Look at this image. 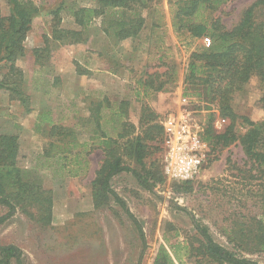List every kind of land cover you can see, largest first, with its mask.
Wrapping results in <instances>:
<instances>
[{
  "label": "trees",
  "instance_id": "16d2710c",
  "mask_svg": "<svg viewBox=\"0 0 264 264\" xmlns=\"http://www.w3.org/2000/svg\"><path fill=\"white\" fill-rule=\"evenodd\" d=\"M93 1L94 7L72 10L79 30L63 28L61 12L64 4L56 10L45 12L33 0H7L10 8L8 16H4L0 8V66L5 65L8 70L0 81V90L6 91L28 113L31 112V97L26 93L25 75L17 67V62L26 56L25 42L36 18L51 16L52 37L62 45L85 43L91 23L100 18L103 26L105 21L107 23L105 33L118 45L127 39L138 38L153 13L160 16V11L152 5L159 4L161 0ZM227 1L177 0L171 5L172 27L176 34L185 35L190 41L203 40L208 44L193 51L189 57L183 79L184 94H194L206 103L215 105L219 120L228 121L222 131H217L213 125L214 115H209L203 140L214 155V161L224 150L240 145L246 156V166L250 168L245 173L250 176L255 171L264 178V120L254 122L240 116L233 105L235 95L243 91L253 77H257L264 87V23L255 18L264 0H258L247 8L240 21L231 28L221 18L207 15L208 12L217 11ZM145 12L148 13L147 17ZM162 20L163 14L152 26L163 27ZM51 52L48 41L45 48L34 51L36 63L44 66V60L49 58ZM144 76L139 81L144 98L165 92L169 83L177 81L176 71L169 69L148 72ZM140 95L141 91L138 92ZM260 103L264 111V97ZM126 105V102L117 104L107 98L92 102L89 118L82 119L78 128L57 125L49 114H40L43 135L48 140L44 157L48 158L49 164H52L50 160L55 159L59 177L80 178L88 174L92 153L97 149L102 150L104 159L92 182L94 204L101 209L109 207L113 200L131 218L144 239L141 224L126 202L113 190L111 181L121 173H129L142 188L153 192L160 181L159 172L148 168L147 163L152 150L162 146L163 127L157 114L144 112L137 128L129 120ZM22 153L18 136L0 134V207L7 210L0 217V226L17 212L32 219L38 215L43 224L49 225L53 219L52 192L46 189L43 176L37 169L24 166ZM259 191L261 193L256 195H259L262 216L252 218L249 224L236 225L228 234V242L238 252L217 243L209 229L191 216L200 236L199 244H170V251L162 245L154 264H183L179 256L181 250L194 264H259L246 257L264 251V189ZM14 262L24 264L23 251L12 244L0 245V264Z\"/></svg>",
  "mask_w": 264,
  "mask_h": 264
},
{
  "label": "rangeland",
  "instance_id": "374dc122",
  "mask_svg": "<svg viewBox=\"0 0 264 264\" xmlns=\"http://www.w3.org/2000/svg\"><path fill=\"white\" fill-rule=\"evenodd\" d=\"M33 1L45 12H51L61 5L62 0ZM175 1L177 0H161L159 4L152 5L160 11V16L163 14L164 26L156 32H152L148 26L141 38L137 39L136 50L131 53L132 55L125 56L121 63L117 62L116 57L112 59V66L118 67L126 83L112 85L111 93L120 94L124 98L132 124H139L144 112L157 114L161 122L165 116L177 111L181 106V100L185 98L194 100L188 109L204 130L209 115L213 114L214 128L222 131L228 121L224 123L219 121L215 105L206 103L194 94L193 96L184 94L183 79L189 57L193 51L208 44L203 40L190 41L185 35L176 34L172 27L171 14V5ZM257 1L228 0L217 11L208 12L207 15L221 18L223 23L231 28L240 21L242 13ZM66 2L68 5L76 4L77 7L95 5L92 0H65L62 4L67 5ZM0 8L4 16L10 14L7 0H0ZM160 16L156 15L155 18ZM61 17L63 28L80 29L75 24L70 10L63 11ZM255 18L258 22L264 23V5L256 11ZM45 19H48L45 29L51 28V16L43 15L36 19L34 25L36 33H41L42 20ZM92 33H98V27L92 29ZM150 38L154 40L151 41ZM56 47L58 45L51 44L53 54L44 60L46 67L43 70L50 72L49 68L55 62ZM168 69L171 72L176 71L177 81L169 83L165 92L139 100L142 96H138L140 88L138 82L145 77L144 74L164 72ZM7 71L5 65L0 66V81ZM49 82L45 77L43 83L45 88ZM179 89H182V93H178ZM142 91L141 88L143 95ZM5 94L6 91L0 90V104L7 109L11 103ZM263 97L264 87L257 77H253L244 90L235 95L234 109L240 116H246L254 122L263 121L264 111L260 103ZM68 99V94L61 91L58 93L60 103L66 104ZM40 102L43 103L41 99L38 100V104ZM12 107L10 109L13 110L12 118L7 115L0 116V130L6 129V124L13 125L19 122L20 115L25 113L22 108ZM79 108L83 111L81 116H87V105ZM44 141L39 139L37 146L46 145ZM27 155L28 150L24 148L22 153L24 158H21L24 166L28 162ZM163 156V146L160 149L155 148L147 163L148 168L158 170L161 181L157 182L153 192L142 188L136 178L129 173L117 177L112 183L141 224L144 239L131 218L113 200L109 207L94 208L90 178L61 183L58 180L55 159H52L50 162L53 168L39 173L43 176L46 189L52 191L54 196L56 216L53 222L45 225L39 220L38 215L32 219L17 212L0 226V245L12 244L19 247L24 253V264H154L162 245L170 251V244L175 246H185L186 243H193L195 246L199 244L200 236L193 225L191 219L193 216L209 229L217 243L238 252L228 242V234L237 227L236 225L249 224L252 218L262 216L259 195L256 194H260L259 190L264 189V178L261 174L253 171L249 176L245 173L250 168L246 166L247 160L241 146L233 145L224 150L217 161H214V155L209 152L203 171L196 180L188 184L172 183L163 178L160 171ZM100 159V154L94 157L97 163ZM132 166L136 167L134 163ZM6 212V208L0 207V217ZM183 254L181 250L179 256L183 264H194L193 260H189ZM246 257L264 264V251Z\"/></svg>",
  "mask_w": 264,
  "mask_h": 264
},
{
  "label": "crops",
  "instance_id": "0c3cea01",
  "mask_svg": "<svg viewBox=\"0 0 264 264\" xmlns=\"http://www.w3.org/2000/svg\"><path fill=\"white\" fill-rule=\"evenodd\" d=\"M64 1L65 0H62L60 4ZM94 6L95 5H87L81 7ZM81 7H77L76 4H64L62 10H70V12H72V10H76ZM63 11L61 12V15ZM145 13L146 14L144 15L147 17L148 13ZM155 17L156 14L154 13L149 16L146 21V25L138 38L127 39L120 42L118 45H115L112 37H109L105 33L104 30L107 27V23L105 21V25L103 26V20L100 18L91 23L89 28V37L85 43L64 45H62L59 41H54L52 37V27L45 29L48 24V19L42 20L43 26L41 28V33H36L34 25L37 18L34 20L25 42L26 56L17 62V67L22 69L26 76V84L28 85L27 93L32 98V110L28 113L18 101L12 100L7 92L5 95L9 97L8 100L11 104L7 109L0 104V116L3 117L7 115L9 118H12L13 110L10 109L13 105L12 109L18 107L22 108L25 112L23 115H20L19 122H15L13 125L6 124V129L2 128L0 130V134L16 135L19 137L21 148H26L28 150V162L25 166L27 169H37L39 172H42L43 170L48 171L50 168H53V165L49 164L48 158L44 157V149L46 145L37 146L39 139L43 141L45 140V143L48 142L46 137L43 135V125L40 123L39 118L40 114H49L50 119L57 125L61 124L67 127L78 128L83 117L89 118V107L92 102H101L106 98L109 101L116 102L117 104L126 102L120 94L111 93L112 85L119 86L121 83H126L125 78L121 76L118 67L112 66V59H115L116 57L117 62L121 63V59L125 58V56L132 55L131 53L136 50L135 43L137 42V39L141 38L142 33L148 26H150L152 32L159 30V28H154L152 26L153 22L158 20V18ZM95 27H98V33L91 34V30ZM150 39L151 41L154 40L152 38ZM48 41L51 44L58 45V47L55 48V50H57L55 62L51 68H49L50 72L43 70L46 65H38L34 57V51L36 49L45 48L46 42ZM59 47L60 49H58ZM52 50L53 48H51V51ZM51 54H53V51ZM45 77H47L48 82L50 80L49 85L46 88L43 85ZM138 84L140 87L138 92H140L141 86L139 82ZM60 91L61 93L64 92L68 94L69 99L66 104L60 103L58 100V93ZM178 91V93H182V89H179ZM54 95H56L55 98H53ZM140 96H142V99L139 100H143V95L141 94ZM39 99H41L43 103L40 102L38 104ZM85 105H87V116H81L83 111L79 107H83ZM70 114L72 115L69 117ZM134 125L139 128V124ZM87 138L89 139L90 136L88 135ZM99 154L101 159L100 162L97 163L95 162L94 157ZM103 159V151L97 149L89 157V171L86 176L80 178L58 176V180L61 183H64L67 180L83 179L85 177H88V179L90 178L89 183L92 193V202L95 209L97 208L94 204L92 182L96 177V172L99 170ZM123 175H125V173L115 176L111 181V185L114 179L122 177ZM112 188L116 192L113 185ZM118 195L120 196V194ZM54 211L55 201L53 196V218L56 216Z\"/></svg>",
  "mask_w": 264,
  "mask_h": 264
},
{
  "label": "built area",
  "instance_id": "2783aa9c",
  "mask_svg": "<svg viewBox=\"0 0 264 264\" xmlns=\"http://www.w3.org/2000/svg\"><path fill=\"white\" fill-rule=\"evenodd\" d=\"M194 100H181L180 108L165 116L163 127L164 156L162 172L172 183L196 180L203 171L210 149L203 140L204 129L188 109ZM225 122V120H219Z\"/></svg>",
  "mask_w": 264,
  "mask_h": 264
}]
</instances>
